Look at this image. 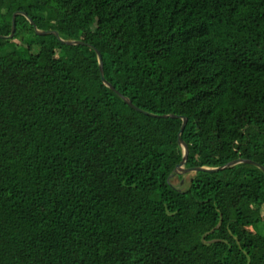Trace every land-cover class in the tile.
<instances>
[{
    "label": "trees",
    "instance_id": "16d2710c",
    "mask_svg": "<svg viewBox=\"0 0 264 264\" xmlns=\"http://www.w3.org/2000/svg\"><path fill=\"white\" fill-rule=\"evenodd\" d=\"M0 35V264H264L258 166L170 182L182 117L184 166H264V0H0Z\"/></svg>",
    "mask_w": 264,
    "mask_h": 264
},
{
    "label": "water",
    "instance_id": "95a60500",
    "mask_svg": "<svg viewBox=\"0 0 264 264\" xmlns=\"http://www.w3.org/2000/svg\"><path fill=\"white\" fill-rule=\"evenodd\" d=\"M18 13V12H16ZM15 13V14H16ZM15 14L13 15L12 17V24H11V32L10 34L7 36V37H12L14 35V32H15V29H16V24H15ZM26 15V14H24ZM29 21L32 23L33 27H34V30L37 34H45V33H48L50 31H43V30H39L36 25L34 24V22L32 21L31 18H28ZM54 34L59 38L58 36V33L56 31H54ZM0 37H4L2 35H0ZM59 40L63 43H66V44H78V43H84L82 40H79V41H76V40H64V39H61L59 38ZM97 52V57H98V62H99V69H100V74H101V79L103 81L104 84H106L107 86L111 87L112 89H114V87L112 85H110L106 80L105 78L103 77V71H102V56H101V53L96 50ZM116 93H118L121 97L124 98V100L132 107H134L135 109H139L138 107H136L134 104H132V102L127 99L126 97H124L119 91L116 90ZM172 117H177V115H170ZM180 117V116H179ZM187 122V118L186 117H182V125H181V128H180V131L178 133V142L183 146V158L181 159V161L175 166L174 168V172H177L179 170H185V171H198V170H206V171H214V170H219V169H222V168H225L227 166H232V165H235V164H238L240 162H245V163H249V164H253V165H256L258 166L263 172H264V166H262L261 164H259L258 162L254 161V160H250V159H242V158H236V159H233L231 161H229L227 164L223 165V166H219V167H205V166H194V167H184L186 161H187V156H188V146L185 142L182 141L181 139V136H180V133L181 131L183 130L185 124Z\"/></svg>",
    "mask_w": 264,
    "mask_h": 264
},
{
    "label": "rangeland",
    "instance_id": "374dc122",
    "mask_svg": "<svg viewBox=\"0 0 264 264\" xmlns=\"http://www.w3.org/2000/svg\"><path fill=\"white\" fill-rule=\"evenodd\" d=\"M59 23H60V26H63L64 21H60ZM194 174H195L194 171L179 170V171L175 172L173 175H171L170 182L175 187H178L180 189H185L189 185L190 179L193 177ZM250 217H251V219H256L257 217H262L263 220H262L261 224L264 225V209L263 208L259 211L252 213ZM263 225L261 226L262 232H264V226ZM244 231L247 234L254 233V229L251 226L244 227Z\"/></svg>",
    "mask_w": 264,
    "mask_h": 264
},
{
    "label": "bare ground",
    "instance_id": "6f19581e",
    "mask_svg": "<svg viewBox=\"0 0 264 264\" xmlns=\"http://www.w3.org/2000/svg\"><path fill=\"white\" fill-rule=\"evenodd\" d=\"M176 181V180H175ZM173 182V181H172Z\"/></svg>",
    "mask_w": 264,
    "mask_h": 264
}]
</instances>
